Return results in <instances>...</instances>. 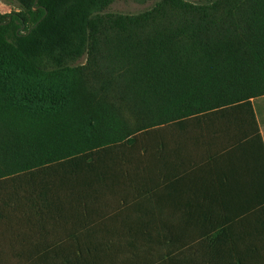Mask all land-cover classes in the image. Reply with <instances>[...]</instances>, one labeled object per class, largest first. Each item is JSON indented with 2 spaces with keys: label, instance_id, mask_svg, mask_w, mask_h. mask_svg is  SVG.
Instances as JSON below:
<instances>
[{
  "label": "trees",
  "instance_id": "16d2710c",
  "mask_svg": "<svg viewBox=\"0 0 264 264\" xmlns=\"http://www.w3.org/2000/svg\"><path fill=\"white\" fill-rule=\"evenodd\" d=\"M13 1L0 264H264V0Z\"/></svg>",
  "mask_w": 264,
  "mask_h": 264
},
{
  "label": "rangeland",
  "instance_id": "374dc122",
  "mask_svg": "<svg viewBox=\"0 0 264 264\" xmlns=\"http://www.w3.org/2000/svg\"><path fill=\"white\" fill-rule=\"evenodd\" d=\"M155 0H149L144 3H137L133 0H115L113 3L110 4V6L105 10L108 13H124V14H135L139 13L143 10H146L150 8ZM193 2H204L207 0H189ZM16 3L11 0H0V13H7L15 9ZM87 63L86 57H82L76 62V65H83ZM90 65L87 66L85 69L86 73H89ZM94 68V67H93ZM105 78H101L100 80H96L97 84L100 83V81L104 80ZM126 120H130L131 116L124 111L123 113Z\"/></svg>",
  "mask_w": 264,
  "mask_h": 264
},
{
  "label": "crops",
  "instance_id": "0c3cea01",
  "mask_svg": "<svg viewBox=\"0 0 264 264\" xmlns=\"http://www.w3.org/2000/svg\"><path fill=\"white\" fill-rule=\"evenodd\" d=\"M261 140L264 145V96L252 99Z\"/></svg>",
  "mask_w": 264,
  "mask_h": 264
},
{
  "label": "water",
  "instance_id": "95a60500",
  "mask_svg": "<svg viewBox=\"0 0 264 264\" xmlns=\"http://www.w3.org/2000/svg\"><path fill=\"white\" fill-rule=\"evenodd\" d=\"M36 1V0H35Z\"/></svg>",
  "mask_w": 264,
  "mask_h": 264
}]
</instances>
